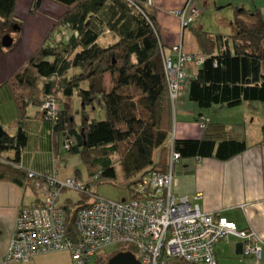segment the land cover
I'll return each mask as SVG.
<instances>
[{"label":"trees","instance_id":"obj_1","mask_svg":"<svg viewBox=\"0 0 264 264\" xmlns=\"http://www.w3.org/2000/svg\"><path fill=\"white\" fill-rule=\"evenodd\" d=\"M43 1L59 6L63 13L38 48L5 83L18 118L14 136L6 134L7 139L0 140V180L32 189L30 171L19 166L26 145L22 122L28 118L30 108L35 109L36 117L51 125L53 136L58 137V142L61 140L63 152L80 157L88 170L85 186L89 192L91 184L115 180L116 164L124 181L130 183L128 187H136L146 175L167 172L171 150L178 155L179 165L190 159L224 162L247 149L244 123L214 124L208 115L203 116V111L264 104V14L260 9L241 8L234 14L230 22L235 30L233 35L193 29L200 53L190 54L202 57L203 62L194 73L189 75L185 71L189 76L186 97L200 111L195 122L206 119L208 123L201 140H176L172 135L169 139V135L175 125L174 106L181 97L174 103L169 98L164 73L167 55L160 43L153 4L147 5L146 0H32L31 12H36ZM16 2L0 0L2 39L11 36L14 26L19 31L13 18ZM105 33L115 37V41L102 46L98 41ZM105 74L111 77L110 90L103 84ZM74 93L80 103L79 123L75 121L77 113L72 115ZM48 99L56 103L55 119H47L45 112L40 111ZM96 104L104 112L103 120L89 116ZM214 132L216 137H212ZM260 134L259 145L264 147V124ZM167 140L169 147L165 145ZM157 150L159 156L155 161ZM78 195L77 202L66 199L62 204L65 231L72 240H76L75 215L91 201L87 194ZM120 252L136 255L130 247L117 253ZM108 260L98 253L92 262L107 264ZM170 264L185 263L172 260Z\"/></svg>","mask_w":264,"mask_h":264},{"label":"crops","instance_id":"obj_2","mask_svg":"<svg viewBox=\"0 0 264 264\" xmlns=\"http://www.w3.org/2000/svg\"><path fill=\"white\" fill-rule=\"evenodd\" d=\"M199 2L206 3V0H153L152 8L156 14L157 30L165 55H169L170 47L179 41L185 52L200 53L193 29L203 31L204 25H189L181 30L177 14L184 8L187 12L189 8H196ZM222 2V7L227 6L232 9L243 7L242 0H222ZM31 6L32 0L16 2L13 18L20 28L18 32L16 26L12 28L13 45L10 50L3 48L0 35V125L3 129L9 127L15 132L14 123L18 118V112L5 83L38 48L49 29L63 13L62 8L46 1L41 2L36 12H31ZM199 11L202 14V10ZM114 41L115 37L105 33L98 43L107 46ZM194 71L192 67L186 69L189 75ZM103 84L106 90L113 87L109 74L103 76ZM81 87L85 88L86 85ZM186 96L187 90L184 89L180 100L174 106L173 139L201 140L204 133L194 120L199 117L200 111L187 100ZM79 115L78 113L75 115L77 123L81 120ZM203 116L207 115L203 114ZM27 117L22 122L26 145L21 151L19 166L36 174H54L59 181L72 178L74 166H70L67 159L65 162L57 159L67 154L61 150V140L59 139L58 142V137L53 136L51 125L36 117L33 108L28 109ZM242 117L230 122L218 119L213 121L209 117L210 122L214 124H245L247 149L242 154L224 162L214 159L181 161L173 172L171 190L175 196H200L197 203L203 213L223 217L234 224L239 231L252 229L262 241L260 259L257 261L253 257L244 256L241 241L229 236L226 241H220L215 245L217 264H264V147L259 145L261 124L257 127V132L251 134L246 126L247 115L243 114ZM212 137H216L215 132L212 133ZM57 154L59 156L56 158ZM76 172L74 177L77 176ZM66 199L69 198H63L61 203L63 204ZM37 200L31 188L23 189L12 182L0 180V264H72L69 255L65 252L38 255L26 263H5L19 209L32 205Z\"/></svg>","mask_w":264,"mask_h":264},{"label":"built area","instance_id":"obj_3","mask_svg":"<svg viewBox=\"0 0 264 264\" xmlns=\"http://www.w3.org/2000/svg\"><path fill=\"white\" fill-rule=\"evenodd\" d=\"M146 4L151 6L153 0H146ZM177 14L184 30L201 11L189 8L187 12L184 8ZM202 62V57L185 52L180 41L170 47V54L164 57V73L171 103L186 89V69L196 70ZM40 111L47 119H55V101L46 100ZM207 123L202 120L198 128L205 129ZM178 160L171 150L167 172L144 176L131 198L121 201L91 194L76 177L59 181L54 174L30 172L38 201L19 209L5 263H26L38 255L65 252L72 264H91L103 248L119 245L133 246L138 264H170L172 260L217 264L215 245L229 236L241 241L244 256L258 261L262 241L252 229L239 231L225 218L203 213L197 203L200 196L177 197L172 193L173 168ZM67 192L87 194L91 199L89 206L75 215L76 240L65 231L66 213L60 196Z\"/></svg>","mask_w":264,"mask_h":264},{"label":"rangeland","instance_id":"obj_4","mask_svg":"<svg viewBox=\"0 0 264 264\" xmlns=\"http://www.w3.org/2000/svg\"><path fill=\"white\" fill-rule=\"evenodd\" d=\"M252 1L253 0H242L243 7L240 6L236 8L238 10L232 9L230 7L228 8L227 6L222 7L223 6L222 0H206V3L199 2L196 8L202 10V14H200L202 16L197 17L192 23H190V25L195 26L196 24H202L204 25L203 31L213 35L215 34H220L223 36L233 35L235 33V30L232 26H230L229 22L232 21L234 14L238 13V11H240L241 8L244 10H254L255 8H259L261 13L264 14V0H261V2L260 0H255L256 3L254 1L252 3ZM100 43L102 44L101 41ZM59 97L61 96L59 95ZM256 105L257 106H253L251 108L250 106H247L245 104L244 106H240V107L238 106L235 108H223V110L220 109L206 110L203 111V113L208 115L211 119H213V121H216L218 119L219 121H226V122H230L233 119L236 120L237 118H241L243 114L245 116L247 115L246 126L250 129L251 131L250 133L253 134L255 131L257 132V127L259 126V124L261 125L264 124V104H256ZM71 106H72V115H75L76 113L78 114L80 113V103L75 93L71 98ZM6 116L7 115L5 112L4 117ZM89 116L91 119L100 121L104 119V112L102 111V108L96 104L95 111L91 112ZM251 120L253 121L251 122ZM224 124H231V123H224ZM4 131L11 138L13 137L15 132L13 131V129L9 127H6ZM172 133H174V127H172L170 131L169 139H171ZM168 143L169 141L167 140L165 145H167ZM158 156H159V150L155 151L154 153L155 161L158 160ZM57 159L58 160L62 159L64 160V162L67 159V163L70 166H74L71 177L74 178L75 172L77 171L78 174L76 176V180L80 184H85V182L88 181V170L85 167V165L81 162L79 156L63 155L62 157H59ZM112 161L113 163H115L117 161V156L112 157ZM114 169L116 172L115 180H105V181H101L99 184H91L90 192L94 195L100 196L108 200H113V201H121L123 199L129 200L132 195L130 191L136 189V187L134 185L132 186L130 185L129 186L130 188L128 187L130 183L124 181L122 177L121 169L118 164L114 165ZM63 198H69L70 200H72V202H77L80 197L75 192H69L66 195L62 193V195L60 196V201H62ZM121 248L123 247L119 245H112L105 247L99 252V256L110 259L113 254H116L117 252L121 251ZM130 248L137 254L136 249L133 246H131ZM104 263L105 261L102 262L101 264ZM92 264H95V261H93Z\"/></svg>","mask_w":264,"mask_h":264},{"label":"water","instance_id":"obj_5","mask_svg":"<svg viewBox=\"0 0 264 264\" xmlns=\"http://www.w3.org/2000/svg\"><path fill=\"white\" fill-rule=\"evenodd\" d=\"M13 45V39L10 35H6L2 39V46L5 49L11 48ZM6 133L3 129V127L0 125V140L5 141L6 138ZM107 264H138L137 260L135 259L134 255L131 253L127 252H120L117 253L116 255L112 256Z\"/></svg>","mask_w":264,"mask_h":264}]
</instances>
